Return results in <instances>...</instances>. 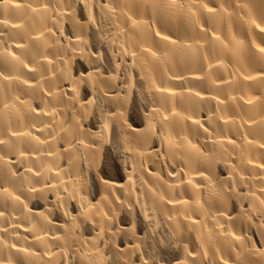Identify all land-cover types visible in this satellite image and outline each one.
Here are the masks:
<instances>
[{
  "label": "bare ground",
  "instance_id": "obj_1",
  "mask_svg": "<svg viewBox=\"0 0 264 264\" xmlns=\"http://www.w3.org/2000/svg\"><path fill=\"white\" fill-rule=\"evenodd\" d=\"M0 264H264V0H0Z\"/></svg>",
  "mask_w": 264,
  "mask_h": 264
}]
</instances>
